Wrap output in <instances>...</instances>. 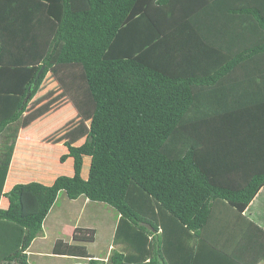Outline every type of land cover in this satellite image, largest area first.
I'll return each mask as SVG.
<instances>
[{"label":"trees","instance_id":"1","mask_svg":"<svg viewBox=\"0 0 264 264\" xmlns=\"http://www.w3.org/2000/svg\"><path fill=\"white\" fill-rule=\"evenodd\" d=\"M7 3L9 14L34 13L29 35L47 45L37 64L0 61V264H29L60 191L117 211L112 243L123 249L110 264H240L250 219L264 228V0ZM6 40L0 29V55ZM66 77L93 103L85 131L62 142L55 170L37 152L54 139L46 133L25 152L33 164L16 157L9 176L22 116L36 119L44 80L64 89ZM95 231L74 228L53 253L104 264L86 249Z\"/></svg>","mask_w":264,"mask_h":264},{"label":"rangeland","instance_id":"2","mask_svg":"<svg viewBox=\"0 0 264 264\" xmlns=\"http://www.w3.org/2000/svg\"><path fill=\"white\" fill-rule=\"evenodd\" d=\"M10 6L11 5L9 3L5 4V6H0V19L4 18L3 23L8 24L5 28L0 27L2 34L7 38L6 41H8L7 50L6 47H4L3 52L0 55V59L7 61L13 56L12 50L14 40L12 36L15 34H17L18 37H26V35L29 36L28 45L26 44L23 49L17 48V51L25 52L30 56V58H33L37 55V51L41 46L42 48H45V45H47V42H45L46 38L43 37V35L42 37L41 35L40 37H36V31H34L35 34L29 35V33H31V29L33 30L35 25L39 27V25L35 22H32L31 26H28L29 21L34 16V13L28 14L25 12L24 14H20L15 12L9 14L8 9ZM39 17H43L42 13ZM37 19V22H41V20H43H40L38 17ZM63 80V84H65L64 89L61 88V85L58 87L56 84H51L49 88L46 86L45 89L48 79L44 80V83L42 84L43 86L41 87V90L37 92L34 101L31 103L29 102L32 110L35 112L38 111L36 117L37 120L41 122V126L43 127L42 132L44 134H51L50 136L54 138L48 145L37 150L40 155L41 162H44L42 165H45L46 168L48 167L49 170H55L59 164V159L57 160V158L62 149H59L61 146L59 141L62 140L63 142L66 139L71 141V134L74 131H76L75 135L79 137L81 131H85L86 129L87 122L93 108V103L90 101L87 94H84V90L75 88V79L66 77ZM77 83L78 82L75 81V85ZM21 134L22 133H20V135ZM87 163L88 158L85 157L83 168L84 174L87 172ZM69 167V164H64L65 170ZM117 220L118 213L111 206L102 202L89 201L83 196L78 197L76 200H72L66 196L64 191H60L54 205L51 207L49 213L43 221V232L45 237L38 239L32 245L31 251H37V249L43 247V252H47L45 250H49L48 252H50L55 241H52L53 238L56 239L62 237L71 241L74 228L80 227L85 229L93 227L96 230L95 238L93 242L85 244L86 249L89 254L102 257L104 264H110L108 257L110 256L112 250L123 249L121 245L112 243V232L115 229ZM37 255L38 256H29V264H73L76 262L86 261V258L71 257L66 255L56 257L48 256L44 253Z\"/></svg>","mask_w":264,"mask_h":264},{"label":"crops","instance_id":"3","mask_svg":"<svg viewBox=\"0 0 264 264\" xmlns=\"http://www.w3.org/2000/svg\"><path fill=\"white\" fill-rule=\"evenodd\" d=\"M15 41H14V45L17 48H21L23 49L26 44L28 45V43H25L26 41H24L23 37H18L17 34L15 36ZM17 54L20 53V51H16ZM25 53V52H23ZM44 53V49H40L37 52V55L35 57H33V60L28 59L29 61H23L20 60V58H18L19 60H14V56H12L9 60L2 61L4 64H9V65H33V64H37L40 62L41 60V55ZM22 54V53H21ZM28 55V54H25ZM40 55V56H39ZM39 56V57H37ZM25 57V56H24ZM30 58V57H29ZM73 65H70L69 67H71ZM75 67H77V65H74ZM36 113V112H34ZM24 116V115H23ZM23 116L21 119V124L19 127V131H18V135H17V139H16V146L14 148L13 151V155L9 164V176L12 174L11 171L12 169H14V165H16L15 163V158L18 157L20 159V163H17L19 166H23V165H32L33 162L31 161V153L28 154L29 158L25 152L26 150L29 148L30 144H34V143H41L43 142L44 144H48L46 141V135L44 133L40 134L39 132L36 133L37 130H39L40 128L38 126H41V122L39 120L36 119L33 120V122H31L30 124L27 123V125L25 126V122L23 121ZM25 126V127H24ZM24 130V132H23ZM41 130V129H40ZM20 133H22L20 135ZM19 140H21L22 142V146H23V152L18 151L17 152V146L19 143ZM51 142V141H49ZM59 144H62V140L59 141ZM2 148L0 147V161H1V153H2ZM64 151V149H63ZM66 151V150H65ZM28 157V158H27ZM72 168L69 169V172H67L68 174L71 173ZM8 181V180H7ZM77 199V198H76ZM76 199H72V200H76ZM2 200L0 201V205L5 206V203ZM221 208L224 210V212L228 213L231 215V210L227 209L225 207V205H220ZM224 216V215H223ZM253 223L249 224V226H247V231H246V235L243 236L244 239V243H239V248L237 249V252L239 253V255H237V260L236 262L240 263V264H264V228H262V226H260V224H256L252 219H250ZM53 223V222H52ZM114 232V231H113ZM113 232H112V236H113ZM211 233V232H210ZM212 234V233H211ZM45 234L42 232L37 235L34 240L32 241V243L30 244L27 252H28V259L30 255H34V256H38L37 254L41 255V254H46L48 256H61L59 254H54L53 253V246L51 247V251L48 252L49 250H45L47 252H43V247H41L40 249H37V251H31V247L32 245L41 238H44ZM211 237V235H210ZM62 238V237H60ZM59 238H56L52 241H56ZM65 240H68L67 238H64ZM54 241V243H55ZM201 247H205V244L202 245ZM207 255V254H206ZM63 256V255H62ZM65 256V255H64Z\"/></svg>","mask_w":264,"mask_h":264},{"label":"water","instance_id":"4","mask_svg":"<svg viewBox=\"0 0 264 264\" xmlns=\"http://www.w3.org/2000/svg\"><path fill=\"white\" fill-rule=\"evenodd\" d=\"M44 66H41V68L39 69V71L37 72V75H36V79L38 78V76L41 74L42 70H43ZM36 79L33 81V84L36 83Z\"/></svg>","mask_w":264,"mask_h":264},{"label":"clouds","instance_id":"5","mask_svg":"<svg viewBox=\"0 0 264 264\" xmlns=\"http://www.w3.org/2000/svg\"><path fill=\"white\" fill-rule=\"evenodd\" d=\"M43 83H44V81H43ZM43 83H42V84H43ZM87 200H88V199H87Z\"/></svg>","mask_w":264,"mask_h":264}]
</instances>
